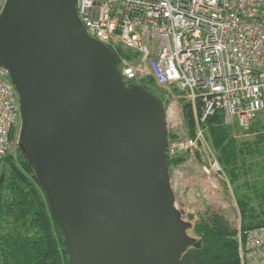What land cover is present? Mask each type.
<instances>
[{
	"label": "water",
	"instance_id": "obj_1",
	"mask_svg": "<svg viewBox=\"0 0 264 264\" xmlns=\"http://www.w3.org/2000/svg\"><path fill=\"white\" fill-rule=\"evenodd\" d=\"M0 66L19 97L18 146L69 264H181L201 247L176 206L165 105L126 84L78 0H6Z\"/></svg>",
	"mask_w": 264,
	"mask_h": 264
},
{
	"label": "built area",
	"instance_id": "obj_2",
	"mask_svg": "<svg viewBox=\"0 0 264 264\" xmlns=\"http://www.w3.org/2000/svg\"><path fill=\"white\" fill-rule=\"evenodd\" d=\"M78 14L93 39L130 54L119 63L127 84L153 81L163 90L169 135L187 137L168 139L169 157L204 155L211 162L202 170L221 176L205 125L222 113L225 125L246 132L264 114V0H78ZM20 125L18 94L0 66V157ZM183 180L172 173L176 195ZM237 233L241 264H264V227Z\"/></svg>",
	"mask_w": 264,
	"mask_h": 264
},
{
	"label": "trees",
	"instance_id": "obj_3",
	"mask_svg": "<svg viewBox=\"0 0 264 264\" xmlns=\"http://www.w3.org/2000/svg\"><path fill=\"white\" fill-rule=\"evenodd\" d=\"M113 52L118 63L121 57L131 58L122 48L119 53ZM128 86H135V83L128 82ZM144 87L162 99L163 90L153 81ZM184 111L188 128L193 132L195 122L191 106L185 105ZM205 128L220 164L228 173L237 195H241L237 202L242 215V231L264 227V212L258 213L241 193L249 183V173L257 164L255 161L264 157V127L259 122L253 123L250 130L244 132L253 137L252 140L245 136L237 140L232 129L224 124L222 113H217L207 121ZM172 137L176 136L170 134ZM0 158V264H69L63 234L23 151L17 146L15 156L8 152ZM189 158L188 154L169 157L171 176L173 169L184 165ZM195 218L190 215L192 222ZM192 222L188 234L191 233L201 247L188 248L181 264H241L238 233L223 217L201 216Z\"/></svg>",
	"mask_w": 264,
	"mask_h": 264
},
{
	"label": "rangeland",
	"instance_id": "obj_4",
	"mask_svg": "<svg viewBox=\"0 0 264 264\" xmlns=\"http://www.w3.org/2000/svg\"><path fill=\"white\" fill-rule=\"evenodd\" d=\"M258 122L264 127V114H262L255 123L258 124ZM228 127L232 129L233 136L237 140L243 139L242 137L244 136L251 140L253 138L249 135L247 136V134L244 133L245 131L243 132L235 126ZM180 132L181 130H178L174 135L183 140L187 139L184 135L179 136L178 134ZM15 140L16 139H14V141ZM17 142L18 141L14 142V146L10 151L14 156L18 146ZM212 149L219 162L218 154L213 146ZM189 157V160L184 165L176 167L172 171V173L176 171L183 174L184 178V180L181 181L183 186L180 187L179 184L177 190L178 194L176 195V206L183 214V220L190 224L192 222L190 220V215L196 216L195 221L201 216L211 217L213 215H219L229 223L231 228L238 232L239 229H242V215L237 202L238 197L241 195H237L235 191L236 188L231 184L228 173L220 164L223 169L221 176L214 174L208 175L202 168L204 166H210V158L208 159L201 154L196 157L189 155ZM255 162H257V164L253 167L252 172L249 173V183L242 188L241 193L248 198L252 208L258 213H261L264 212V157L258 158ZM0 168H2L1 163ZM214 180L218 185V190H214ZM189 236L194 238L191 233Z\"/></svg>",
	"mask_w": 264,
	"mask_h": 264
},
{
	"label": "bare ground",
	"instance_id": "obj_5",
	"mask_svg": "<svg viewBox=\"0 0 264 264\" xmlns=\"http://www.w3.org/2000/svg\"><path fill=\"white\" fill-rule=\"evenodd\" d=\"M243 230V229H242Z\"/></svg>",
	"mask_w": 264,
	"mask_h": 264
}]
</instances>
